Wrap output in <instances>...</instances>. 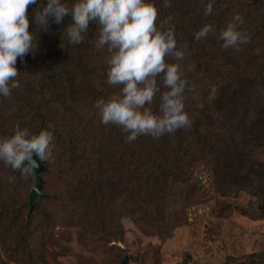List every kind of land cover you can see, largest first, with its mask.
<instances>
[{"label":"trees","instance_id":"obj_1","mask_svg":"<svg viewBox=\"0 0 264 264\" xmlns=\"http://www.w3.org/2000/svg\"><path fill=\"white\" fill-rule=\"evenodd\" d=\"M231 1L211 0L213 10L206 15L205 7L210 0H171L170 6L164 7L163 10V0H155L164 17H172L171 23L175 25L177 46L185 48L186 51L181 65L189 83L196 85L193 91L186 92L185 100V110L191 116L192 123L188 127L165 133L160 137L140 135L131 142L125 139L127 133L118 125L114 129L110 128L111 131L101 130L96 137L93 130L92 136L89 133L87 144L76 139V134L70 135L79 128L76 126L64 131V135L56 134L52 116L49 117L44 109L46 85L52 84L58 77H63L62 70H67L70 62L77 64L74 62L75 45L68 42L63 30L60 31L62 35L60 32H52L53 36L46 38L50 34L45 28L44 46L52 48L54 54L53 60L44 66L37 79L32 81L36 84L33 90L37 91L39 100L30 102L27 96L23 98L15 113H20V116L14 124L1 130L0 138L12 135L17 125L23 128L27 120L30 121L27 128L31 132L45 128L54 131L53 157L62 159V163L59 162V182L60 178L63 182L67 178L72 179L75 181V191H78V194L80 192V196L87 195L84 196L85 199L89 196L93 200L90 204L80 197L81 208L79 206L73 208L75 216L84 220L80 228L91 230L90 224L95 221L93 230L110 229L112 232L115 229L120 230L119 224L106 220V217L109 218L111 215H107V206L104 203L107 196L113 199L116 195L122 194L124 200L133 196L134 199L143 198L147 205L141 214L144 215L141 221L148 231L171 233L175 226L179 225L180 220L173 222L171 218L167 221L165 210L156 212V208L160 207L156 203H165L164 189L167 182L183 179L184 165L191 160H201L207 166L210 165L212 171H219V176L226 186L235 179H232V175L237 169L246 170L247 174L238 177L234 183H239L238 188L260 197L262 200L257 201V206L261 213H264V162L257 160L253 153L254 147L264 146V58L257 59L250 53L244 56L238 51L235 52L234 58L227 55L221 46L220 50L208 52L207 48L202 46L204 38L194 39V33L206 23L214 24L215 31H220L226 26L233 16L228 15V19L227 15L226 18L220 17L216 11V3L222 2L230 9L231 5H234L230 3ZM245 16L244 24L240 25L241 30L248 36L262 38L264 17L263 21L257 22L255 18ZM29 20L33 26L31 17ZM70 20V17H65L62 22L64 28ZM60 36L65 37L62 42L58 44L57 41L56 44L49 45L51 41L59 40ZM251 58L254 59L253 63ZM235 59L238 61L237 64ZM220 60L223 63L218 65L217 61ZM251 64L254 65L250 67ZM213 85L215 92L211 93ZM30 86V83L25 87L23 82H20V87L13 89L11 96H0L3 106L10 98L25 96L23 90L28 91ZM161 90H166L162 84ZM25 107L28 108L26 116ZM152 108L153 110L158 108V96ZM241 136L244 140L237 142L236 138ZM223 142L229 145L225 147L226 150L221 145ZM214 154L221 156V162L215 160ZM38 162L42 166L39 174L43 186L41 191L36 193L35 205L30 210L26 202L33 185L31 175H22L19 170H14L0 161V264H49L53 256L64 248L55 236L54 225L49 226L48 221L49 214L56 216V213L58 215L66 212L63 207L68 206L69 198L59 191L60 188L46 185L45 174L49 160ZM144 162H152L155 165L152 176L144 174L141 168L137 169ZM220 163L225 166V170L219 169ZM228 168L232 170L231 174L226 171ZM9 177L14 179L9 181ZM139 181L143 184L141 185ZM132 193L137 197L131 196ZM68 194L70 197L71 193ZM73 198L75 202L78 201L76 196L73 195ZM50 200L54 202L51 208H49L51 205H46ZM125 208L130 209V206L125 204ZM99 210H105V216H99L97 212ZM139 211L141 212V209ZM37 215H43L47 224L44 222V225L33 227ZM112 254L110 262L119 264L118 254L116 252ZM263 262L264 259L258 264ZM256 263V260L251 261V264Z\"/></svg>","mask_w":264,"mask_h":264},{"label":"rangeland","instance_id":"obj_2","mask_svg":"<svg viewBox=\"0 0 264 264\" xmlns=\"http://www.w3.org/2000/svg\"><path fill=\"white\" fill-rule=\"evenodd\" d=\"M230 3L234 4L230 9L222 2L216 3V11L220 17L226 18L227 15L228 19V15L234 16L239 13L243 17L248 15L250 18H255L257 22L263 21L264 0H232ZM35 8V5H29V19L30 17L32 19L34 15L32 11ZM163 18H165L164 15L159 11L158 22ZM30 23V30L37 27L38 45L35 50L28 52L22 58L18 56L16 66L19 73L17 79L23 82L25 87L29 83L31 86L28 91L23 90L25 96L13 97L18 100L10 98L4 106L0 99V137L1 130L14 124L20 116V113H15L23 98L27 96L30 102L39 100L37 91L33 90L36 84L32 81L37 79L42 68L53 60V49L45 47L43 43L45 28L39 29V26L34 23L32 26ZM62 24L50 20L49 28H46L50 35L46 38L52 37V32L62 31L64 29ZM97 27L95 23H90V29L85 34L84 41L74 46V62L77 65L70 62L66 67L68 69L62 70L63 77H58L52 84L46 85L47 92L44 103V109L49 117L52 116L56 134L64 135V131L69 130L71 126L79 127L70 135L76 134L75 138L85 144L88 143L89 133L92 136L93 130L95 131L94 137H96V134L99 135L101 130L111 131L110 128L114 129L117 126L101 123L98 109L95 106L97 99H108L117 95L121 87L106 83L108 67L106 58L110 53L106 46L102 49L95 48ZM59 34L62 35L61 32ZM218 34L219 31H214L203 39L202 46L206 47L208 52L215 49L220 50L222 41L218 39ZM64 38L60 36L59 40H53L49 45L56 44L57 41L59 44ZM236 51L244 56L250 53L257 59L264 58V36L259 39L249 36V41L240 45L239 49L224 50L227 55L233 57ZM253 62L254 59L251 58V63ZM219 63H223V61H217L218 65H220ZM237 63L238 61L235 59V64ZM253 65L251 64L250 67ZM25 109L24 115L26 116L28 108L25 107ZM29 122L27 120L23 126L27 127ZM257 128L260 129V127ZM242 140H244L242 136L236 138L237 142ZM224 143L221 145L226 150L225 147H229V145ZM254 148V157L264 162V146ZM214 158L220 162L222 160L221 156L217 154H214ZM60 161L62 163V159L52 157L45 174L46 185L60 188L59 191L69 198L68 206L63 207L66 210L65 213H58V215L56 213V216L49 214L48 225H54L55 236L64 246L56 256H53L49 264H112L110 262L114 254L112 252L118 254L120 263L127 256L126 264H251L253 260H256V264H258L264 259V213H261L257 206V201L262 199L254 196L248 190L238 188L239 183H234L238 177L247 174L246 170L237 169L236 173L232 175V179H235L230 182L229 186H226L219 176V171H212L211 166H207L203 161L191 160L185 163L184 172L186 175L184 173V178L175 182L168 181L164 189L165 203H156L162 207L156 208V212L161 209L165 210L167 221L171 218L173 222L180 220L179 225L175 226L171 233L170 231L153 233L145 228L141 221V217L144 215L141 214L147 204L135 193H132L131 196L135 195L136 199L133 196L127 200L121 197L122 194L116 195L113 199L107 196L104 204L107 206V215L111 216L106 217V220L120 225V230L116 231L115 229L112 232L110 229L93 230L95 221L90 224L91 230L80 228L84 220L82 217L75 216L76 212H73V208L78 206L81 208L82 203L79 202V198L85 199L84 196L87 195L80 196V192L78 194V191H75V181L67 176L65 182L62 178L59 182ZM140 168L144 174L152 176L155 165L152 162H144L137 169ZM219 169L225 170V166L221 164ZM226 171L232 173L229 168ZM139 183L143 184L141 181ZM53 190L55 191V189ZM68 193H71L70 197ZM56 194L58 193L56 192ZM73 195L77 197L78 201H74ZM86 200L90 204L93 202L89 196ZM48 204L51 205L49 207L51 208L54 202L50 200L46 202V205ZM125 204L130 206V209L125 208ZM30 210H32L31 207ZM97 212L99 216H105V210ZM37 216L33 227L44 225V222L47 224L43 215ZM97 222L96 224L99 225ZM94 232L96 233L94 234Z\"/></svg>","mask_w":264,"mask_h":264},{"label":"clouds","instance_id":"obj_3","mask_svg":"<svg viewBox=\"0 0 264 264\" xmlns=\"http://www.w3.org/2000/svg\"><path fill=\"white\" fill-rule=\"evenodd\" d=\"M170 4L171 0H163L164 7ZM29 5H37L32 22L39 29L47 28L50 20L62 23L70 17L63 29L70 44L84 41L90 22L98 26L94 46H106L110 53L106 58V83L121 86L119 94L95 102L101 123L120 126L129 142L140 135L160 137L191 125L185 100L186 92L196 85L189 83L182 68L186 51L177 46L172 17L158 22L155 0H0V96L9 97L20 87L17 57L22 58L38 45L37 27L29 29ZM212 10L210 0L205 14ZM242 24L244 18L237 13L219 31L221 47L239 49L249 41L240 28ZM215 30L214 24L206 23L194 33V39L205 38ZM161 84L166 90H161ZM157 96L158 108L153 110ZM53 140L50 129L31 132L17 125L12 135L0 138V161L22 175H31L38 161L53 157Z\"/></svg>","mask_w":264,"mask_h":264},{"label":"water","instance_id":"obj_4","mask_svg":"<svg viewBox=\"0 0 264 264\" xmlns=\"http://www.w3.org/2000/svg\"><path fill=\"white\" fill-rule=\"evenodd\" d=\"M33 155L35 156V154H33ZM38 164H39V166L31 174V177L33 179V185L31 187L29 199L26 202V204H28L31 208H33L35 205L34 198H35L36 193L40 192L41 188L43 186L42 178L39 174V172L42 170V166L40 165L39 162H38ZM127 260H128V257L125 256L120 264H126Z\"/></svg>","mask_w":264,"mask_h":264}]
</instances>
